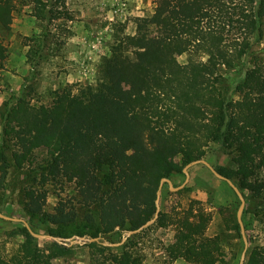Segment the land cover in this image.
Here are the masks:
<instances>
[{"label":"trees","instance_id":"1","mask_svg":"<svg viewBox=\"0 0 264 264\" xmlns=\"http://www.w3.org/2000/svg\"><path fill=\"white\" fill-rule=\"evenodd\" d=\"M31 2L42 26L26 55L34 70L48 60L50 25L72 18L67 0ZM13 11L9 0H0L1 32L11 31ZM134 23V34L126 26L115 32L95 84L55 90L48 105L32 103L30 86L4 101L0 193L7 190L10 170L32 164L43 149L47 159L32 180L38 187L23 190L27 214L48 224L53 237L113 243L155 217L162 179L173 183L188 164L204 159L244 196L249 193L254 208L244 213L248 231L247 215L264 210V0H158L150 17ZM177 54H187L186 63ZM220 154L231 158L233 169L216 164ZM49 182L75 188L68 203L46 215L47 193L40 187ZM221 215L213 237L206 234L211 215L203 210L180 220L182 245L170 248L172 259L239 264L243 248L226 259L232 233L243 246L236 212L223 208ZM167 217L160 212L155 225L166 227ZM21 234L24 250L1 264H53L74 249L56 242L42 249L26 227ZM133 237L119 246L114 264L143 263L130 245ZM244 264H264V246L254 247Z\"/></svg>","mask_w":264,"mask_h":264},{"label":"rangeland","instance_id":"2","mask_svg":"<svg viewBox=\"0 0 264 264\" xmlns=\"http://www.w3.org/2000/svg\"><path fill=\"white\" fill-rule=\"evenodd\" d=\"M9 1L14 8L11 31L4 33L0 30L2 78L0 108L4 101L12 94L18 93L22 86L32 88L33 104L48 105L55 90L67 85L76 87L95 84L99 78L101 60L103 56L109 54L115 32L120 27L126 26V33L134 34L135 19L150 17L158 2V0H67V11L72 19L56 20L50 25V36L44 53L48 60L41 62L33 70L27 62L26 55L29 45L32 47L35 45L30 38L34 34H41L42 26L32 15L31 0ZM177 59L181 63H186L188 55L177 54ZM31 77L34 79L30 80ZM1 136L0 125V141ZM46 159L47 152L41 149L34 153L32 164H27L22 170L14 168L10 170L7 190L0 193V196H3V202L0 200V213L22 220L29 226L30 222H33L36 226V231L33 232L45 236L43 239L37 238L42 249H47L51 242L74 248L71 255L56 259L53 264H114L113 256L121 252L119 246L134 234L125 232L126 240L124 237L122 241L114 237L113 243L107 242L102 237L56 238L48 233V224L37 219L33 221L25 211L22 204L23 190L30 186L38 187L36 183H32V180L39 164H43ZM216 164L225 169H233L231 158L226 154H220ZM189 174L190 179L182 190L173 192L168 184L163 187L159 202L160 212L168 215L169 225L159 227L154 222L136 233L137 235L130 242L132 250L141 255L142 264H191L183 259L173 260L169 252L172 246L180 248L182 245L179 221L197 213L199 209L211 215L212 220L206 233L209 237L215 236L219 231L223 208L228 212L235 211L237 217L241 201L227 182L220 180L203 164L191 167ZM185 180L186 175L183 172L182 176L175 179L173 186H181ZM40 188L47 193L44 213L50 215L56 213L60 202L68 203L72 199L75 185L49 182ZM245 196L242 220L245 210L250 207L252 211L254 208L250 206L252 202L249 193L246 192ZM246 222L248 249L244 263L254 247L264 246V210L260 213L248 214ZM24 227L23 222L0 218V264L3 261L11 263V260L24 250L25 239L21 234ZM232 234L233 250H227V260L232 258L236 250L243 248L244 251L245 248L244 241L242 246L240 240L234 237V233ZM93 242L99 243L100 246L89 247L88 244ZM100 250L104 252L101 253ZM241 258L242 254L240 262Z\"/></svg>","mask_w":264,"mask_h":264},{"label":"water","instance_id":"3","mask_svg":"<svg viewBox=\"0 0 264 264\" xmlns=\"http://www.w3.org/2000/svg\"><path fill=\"white\" fill-rule=\"evenodd\" d=\"M198 164L205 165L220 180L227 182L229 184V186L235 191V193L237 194L238 198L241 201V206H240L239 211H238V214H237V219H238V223H239L240 228H241V235H242V238H243V241H244V244H245V248H244V251L242 253V258H241V262H240V264H244L245 256H246L247 249H248V241H247V236H246V230H245V226H244V223H243V220H242V213H243V209L245 207V199H244V196L241 193V191L239 190V188L230 179H228V178L224 177L223 175H221L220 173H218L216 171V169L208 161H206L204 159L198 160V161H194V162L188 164L184 168L183 172L186 175V180L179 187H174L172 181L169 180V179H166V178L162 179L161 180V183H160V186H159V189L157 191V199H156V207H157V210H156L155 217L150 222H148L145 226H143L142 228H140L139 230H137V231H131V232H129V234L130 235L136 234L139 231H141L143 228H145V227L149 226L150 224H152V223H154V222L157 221V219L159 217L160 210H161L160 209L159 202H160L161 193H162V190H163L164 185L165 184H168L170 186V190H172L173 192H178V191L182 190L186 186V184L188 183V181L190 179L189 169L191 167L195 166V165H198ZM0 218H3L5 220L16 221V222H23L25 224V227L28 229V231L30 232V234L32 236H34L36 238H39V239L45 238V236L39 235V234H36L35 232H33V230L31 229V227L29 226V224L26 223V222H24V221H22V220L10 218V217L4 216L1 213H0ZM126 239L127 238L124 237V240H126Z\"/></svg>","mask_w":264,"mask_h":264}]
</instances>
